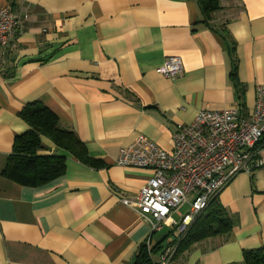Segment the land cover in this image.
I'll return each mask as SVG.
<instances>
[{
	"label": "crops",
	"instance_id": "1",
	"mask_svg": "<svg viewBox=\"0 0 264 264\" xmlns=\"http://www.w3.org/2000/svg\"><path fill=\"white\" fill-rule=\"evenodd\" d=\"M21 18L15 45L0 47V264H133L142 245L177 235L122 203L152 171L117 163L140 134L171 150L177 127L205 108L241 104L250 115L264 84V0H223L209 21L197 0H0ZM183 70L168 78L167 57ZM40 102L72 129L95 168L42 136L40 154L66 156L64 174L38 186L3 175L20 111ZM263 163L239 173L218 203L234 225L178 253L171 264H243L264 247ZM184 208H189L185 205ZM184 213V212H183ZM168 223V225H166ZM154 262L155 260L153 253Z\"/></svg>",
	"mask_w": 264,
	"mask_h": 264
},
{
	"label": "built area",
	"instance_id": "2",
	"mask_svg": "<svg viewBox=\"0 0 264 264\" xmlns=\"http://www.w3.org/2000/svg\"><path fill=\"white\" fill-rule=\"evenodd\" d=\"M20 25L21 18L10 5L0 7L1 48L15 45ZM182 70L183 61L177 55L167 57L158 69L168 78H174ZM263 137L264 84H261L250 115L243 113L239 103L225 109L205 108L191 123L177 127L171 150L143 134L122 149L119 165L152 171L138 196L122 198V203L146 221L152 233L161 231L165 221L177 231L173 242L163 247L154 264H171L190 226L222 190L239 173L252 174L263 165L259 157ZM185 205L189 208L183 213Z\"/></svg>",
	"mask_w": 264,
	"mask_h": 264
},
{
	"label": "trees",
	"instance_id": "3",
	"mask_svg": "<svg viewBox=\"0 0 264 264\" xmlns=\"http://www.w3.org/2000/svg\"><path fill=\"white\" fill-rule=\"evenodd\" d=\"M197 1L206 22L212 19L215 12L222 9L223 0ZM20 116L30 129L16 137L14 152L3 170L6 178L21 185L38 186L64 174L66 156L39 153L43 148L42 136L49 138L59 149L69 152L89 166H104L101 160L89 155L85 144L76 133L65 127L56 113L44 104L29 103L20 111ZM217 199L213 200L190 226L176 254L186 252L194 243L204 238L227 234L232 230L234 222ZM161 244L142 245L133 264H154L153 253L161 248ZM243 264H264V247L245 252Z\"/></svg>",
	"mask_w": 264,
	"mask_h": 264
},
{
	"label": "rangeland",
	"instance_id": "4",
	"mask_svg": "<svg viewBox=\"0 0 264 264\" xmlns=\"http://www.w3.org/2000/svg\"><path fill=\"white\" fill-rule=\"evenodd\" d=\"M187 211V208H184L183 210H182V212H186ZM175 218L178 220V221H180V216L179 215H177V214H175ZM166 225H168V223L166 224ZM171 228V223L169 222V226H165V230L163 231V232H166L168 229H170ZM166 244H168V243H166ZM169 244H171V243H169ZM177 253V252H176ZM177 254H175V256H176ZM154 258H155V260H158L157 258H158V256L156 255V253H154Z\"/></svg>",
	"mask_w": 264,
	"mask_h": 264
}]
</instances>
